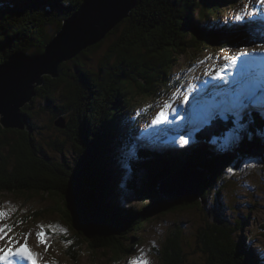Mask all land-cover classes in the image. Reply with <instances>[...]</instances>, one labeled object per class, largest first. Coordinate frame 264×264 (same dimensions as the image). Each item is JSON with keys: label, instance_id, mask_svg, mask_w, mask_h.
<instances>
[{"label": "trees", "instance_id": "1", "mask_svg": "<svg viewBox=\"0 0 264 264\" xmlns=\"http://www.w3.org/2000/svg\"><path fill=\"white\" fill-rule=\"evenodd\" d=\"M83 1L0 0V65L4 64L12 54L19 53L26 57L42 55L47 44L61 29L63 20L69 18L82 5ZM222 1L221 3L220 0H138V4L132 11L131 16L119 24L96 47L90 48L104 50L102 54L98 55L95 63L99 65L98 71L91 70L92 66L90 65L92 62L87 59L88 54L96 52L92 50L84 51L73 60L63 63L60 66V77L58 79L46 78L44 86L38 89V96L45 95L46 97L52 94L54 96L58 94L68 96V102L64 105L63 111L55 115L54 119L48 117L46 127L58 130L57 120L61 118L65 124L64 128H61L62 130L60 131L68 134L69 140L78 141L77 138L84 137V145H88L87 142H89L90 146L94 147L91 161L89 155H84L85 152L79 155L82 157L83 168L89 172H95L92 163L96 164L100 160L99 164L102 173L100 172L99 175L91 173L88 180H80L82 177L79 178L78 176L71 175L72 170H68L65 167V161H61L62 164L56 165L52 161V157L47 153V150L43 149L44 146H39L33 137L34 132L43 129V126L36 124V120L39 119V112L35 111L32 116V113L29 111H34V107H26L24 111L32 119V132L21 128L7 131L0 125V134H2L0 135V146L8 149L6 156L0 154V193L5 190L7 194H20L27 196L28 199L38 195L42 196V198H50L56 203L54 209L52 206H47L35 217L41 218L44 211H46L44 213L45 217H47V213H57L63 221L71 226L74 222L73 216L84 214L77 208H85L90 221L85 229V234L81 230L79 232L74 230V241L80 247L86 244L90 249L88 251L90 255L101 252L103 248L110 255L113 252L111 257H116L122 261L125 252L129 254L132 252V248L127 243L137 241L138 236L140 237L139 231L145 229L144 225L148 223V220H157L162 216L175 212L176 208L182 211L195 208L200 214L205 212L204 215L208 217L205 220L204 229H197V236L193 241L195 246L199 245L200 256L194 258L191 255L192 258H190L189 250L191 249V245L189 244L185 249L182 233L180 234L175 231L166 237L161 246L159 252V255L161 254L162 257L161 264H264V260L259 261L254 252L246 249L244 238L240 237L237 239L235 237L238 231L233 227L234 223L228 218L221 217V219L213 221L214 224H210V217L213 211L209 210V207L201 205V207L197 208L192 203L187 204L186 202L183 203L185 207H178L182 201L177 202V204H171L168 201L162 200L156 191L159 181L171 172L186 168H205V165L211 161H214L215 165L221 162L225 165L226 169L229 168V160L227 158H215L206 151H199L198 153L185 152V158H179L174 165L169 166L164 160L159 162L160 159L172 161L173 157H169L168 153L158 154L157 151H154L152 153L156 154L155 157H142L138 151L139 149L133 150L132 153L129 150H125L124 154L128 155L129 161L123 163H127L128 168L136 174L129 181L127 188L129 191L131 189L130 193L135 194V199L139 203L144 202V205L147 199H143V197L137 198L138 190H149L152 193H156L153 198L150 196L149 199L157 202L160 212L158 217L157 215L153 216L151 213L147 216V212L144 211L145 207L139 208L137 206L135 210H130L127 209L129 206L112 201L114 199L117 200L119 197L118 185L115 182V176L107 164L108 160L111 162V151L104 149H106L105 145L107 142L108 144L112 143L108 127H111V122L118 119L113 118L111 115V107L109 105H111V99L116 101L121 100L119 96L118 98L114 96L124 90L123 82L131 83L135 81L134 78L125 75L127 74L125 73V69L119 66L130 67L135 72L138 69H150L151 63L153 67L154 65H159L162 69L173 70L178 65L177 61L187 55L191 57L193 54L196 57H201L203 50L213 51L208 37H214V32L213 30H207L206 32L204 28L207 26L201 27L200 21L206 19V10H218L222 5L225 4L226 6L227 2L229 4L236 3L232 2L234 0ZM201 9H203L202 12H200ZM218 13H216L217 18ZM209 18L211 17L209 16ZM7 19L9 20L6 21ZM28 19L30 20L27 22ZM51 20H54L56 24L54 27L49 28V21ZM14 21L18 23L21 21L23 23L21 25L25 27L27 24V29H22L19 32L18 29L15 31L16 29L12 28L7 32V28H10L7 24ZM26 30L31 32L36 30L39 35L37 38L26 36ZM185 30H190V34L187 37ZM224 45L218 44L219 52L225 49ZM232 45L236 47L234 44ZM196 57H193V59ZM117 64L118 67L116 66ZM155 69L156 72L158 68ZM120 73H123L122 76L119 75ZM170 76H167L163 80L166 81ZM117 80L120 82H117ZM232 86L236 90H239L236 83L233 82ZM151 87L150 83L140 90L146 92ZM73 90H76L75 101L70 99V97L74 96L71 93ZM207 92L210 94L209 90L202 93L206 94ZM146 96L153 97V100L157 99L154 92H149ZM218 96L217 89L215 98ZM74 104H78L80 111L85 116L88 115L89 123L85 121L86 117L78 113ZM88 104L91 106H88ZM66 105L74 108V110L69 109L73 111V115L66 113ZM47 107L49 106L45 102V106L42 105V108H44L45 113L53 116L54 114L48 112L49 108ZM56 108L59 109L57 106ZM244 110L246 109L244 108ZM202 111L200 109V112ZM100 115H107L106 121L103 122L99 119ZM115 116L118 117V114H115ZM250 116L254 115L251 114ZM118 118L123 121L127 120L125 115ZM230 118L231 122L229 123L220 121V118L216 119L217 128L222 129L223 135L220 139L224 135L229 134L227 127L233 128V118L231 116ZM249 121L254 120L248 118L245 119V122H241L244 127L241 128L242 130L248 129ZM99 122L103 126H100ZM162 131L164 132L163 128ZM8 132H16L22 135L20 140H17V144H13L8 138ZM141 132L142 129H139V133ZM256 132L259 133L258 128H256ZM251 134L255 135V132ZM119 136L114 137V142L117 138H121ZM120 140L126 141L125 139ZM255 143L264 145V142L261 141ZM50 145L52 146L53 144L51 143ZM251 145L252 142L244 143L235 152L242 155V158L233 154L231 161L234 160L233 163L237 161L241 164L243 159L251 156L247 154L250 152ZM127 147L129 148V145ZM75 149L76 153H78V145H75ZM143 152L147 154L148 150L143 149ZM230 155L231 151L228 157ZM182 160H188L190 164L186 165ZM114 161L118 164L116 160ZM237 167L235 168L237 169ZM223 168H216V170L221 173ZM209 175L213 176L212 173H209ZM142 180L144 181L143 184L138 182H143ZM218 181V178L215 179L212 182L213 184L210 183L208 187L211 184L213 186ZM208 190L206 187L203 188V199L209 196L210 192ZM139 193L143 195L142 192ZM203 199H201V204ZM69 202L73 206L71 205L70 207ZM151 205H156V203L151 202ZM69 207L74 212H71ZM127 210H130L131 214L138 219L135 220V223L131 227L124 229L125 225L123 223L128 221L127 218H130L127 217ZM125 217L127 218L125 219ZM237 224L240 228L243 227L241 221L237 222ZM250 241L252 242V240ZM67 247L70 248L68 255L72 253L75 260L78 261L77 254L79 252L71 245Z\"/></svg>", "mask_w": 264, "mask_h": 264}, {"label": "rangeland", "instance_id": "2", "mask_svg": "<svg viewBox=\"0 0 264 264\" xmlns=\"http://www.w3.org/2000/svg\"><path fill=\"white\" fill-rule=\"evenodd\" d=\"M220 2L222 3L223 1L220 0ZM232 2H236V3L229 4V2H227L226 6L224 4L218 10H206L205 11V14H207L206 19L200 21L201 26H207L204 28L206 32L207 30H213L214 32L213 34L214 37H210V38L208 37L209 42H211L210 46L213 51L203 50L201 57H196L192 54L191 56L192 58L190 57V55H187L179 60L177 59L178 65L173 70L162 69L159 65H154L153 67L151 63H150L151 66L150 69H138L135 72L134 69L130 67L119 66L125 69V73H127L125 75L134 78L135 81L131 83H126V82L122 83L124 90L122 92H119L118 94H115L114 96L115 98H118L119 96V99L121 98L120 101L111 99L110 102L111 105H109L111 107L110 113L113 116V118L115 117L118 120L111 122V127H108V133L111 135V141H113L114 137H118L120 135V132L123 131L122 133L124 134V136H122L123 134H121L120 139L122 140L125 139L126 141L124 142L121 141L119 138H117V140L115 142H112L111 144H108L107 142L105 146L106 149L104 150H108L111 152L119 151L121 150L122 146H126L130 144L131 140L127 139V134H129L127 132V129L129 128V124L131 122L130 117L132 115H136L134 119L136 118L135 122L137 124L138 118L142 117L143 114L145 113L144 110L142 111L138 110V108L142 106H147L150 108L147 117L153 120L154 117L157 116V114L163 109L165 103H169L171 105V107L167 110L168 111L167 119L161 121V126L155 124V126H157V128L161 130L156 134L158 135L157 137H162L161 133L167 132L168 122L172 118L181 119V121L184 122L187 128L191 131L192 135H195V133L198 130H204V133H207L209 135L210 134L214 135V133L217 132L214 128H212L209 131L208 126L205 123H202V121L206 120V115L204 116L199 115V113L196 111L194 104L192 102H184V97L190 94L191 88L195 89L198 87L201 88L199 90H203L202 88L205 89L207 87V89L211 90V88L209 87L213 83H216L217 86L220 85L221 82L219 83L213 78L214 76L216 77V70H219L220 67H223V65L228 63L229 62L228 60L233 55H239V53L246 51V49L249 50L250 46H252V44L254 43L264 42V4H261V0H246V1L234 0ZM254 9H259L260 10L259 13H262V15L258 18V20H255L256 17H258V14L255 16V18H253L252 13ZM202 11L203 9H201L200 12ZM236 11H242V13L237 14ZM217 12H219L218 18L216 17ZM238 15H243L244 19L238 20L236 18ZM209 16L211 18H209ZM30 19H28L27 22ZM8 20L9 19H7L6 21ZM21 24H23L21 21L19 23L15 21L9 22L7 25L10 28H7V32L12 28H15L16 29L15 31H17L18 29L19 32L22 29H27L28 26L27 24L26 27L22 26ZM55 24L56 22H54V20L49 21V25H50L49 28L54 27ZM185 34L187 37L190 34V30H185ZM25 35L33 38H37L39 34L36 30H34L33 32L26 30ZM235 43H242L244 47L243 48L234 47L232 44ZM218 44H225L224 45L225 49L222 50H227V51L224 53H220L218 51ZM97 49L98 48L86 50V51H91V50L96 51L95 53L88 54L87 56V59L92 62L90 65L92 66L91 70L95 72L98 71L99 69V65L95 64L97 57L99 54H102L104 52L103 49L102 50L99 49L97 50ZM250 53H251V49H250ZM193 57L196 58L193 59ZM244 58L239 60L237 66H240L245 63L251 64L250 56L246 57L245 60ZM219 59L223 61H220ZM116 66L118 67V64ZM155 68H158L156 72H155L156 70ZM171 70L172 72L170 74ZM178 73H182V74L179 75ZM122 74L123 73H120L119 75L122 76ZM204 74L205 76H203ZM209 74L212 75L213 77L211 76L207 77ZM167 76H170L171 80L170 77L166 81L163 80L164 78H167ZM187 78H189L192 83L190 84L189 82L187 86H184L183 80L185 79L187 80ZM203 78L207 79L206 80L207 83L201 82ZM192 80H195V83H193ZM117 82L120 81L117 80ZM150 83L152 86L150 90L146 92H142L143 90H140L142 89V87H144L145 85H149ZM36 85L37 84L34 83L32 87ZM37 87L34 90V96L28 102H26L24 105L20 107V108L27 106L34 107L33 108L34 111L32 110L29 111L30 113H32L31 115L33 116L35 111H38L40 114L39 119L36 120V124H38L39 126H43V129L34 132L33 137L36 139L39 146H44L43 149L45 151L47 150V153L52 157V161L56 165L62 164L61 161H65L66 164L65 167L68 170L70 169L72 170L71 173L72 176H78L79 178L82 177L80 178V180H88L91 173L93 174L95 172L94 171L89 172L87 169L83 168L82 166L83 164L81 161L82 157H80L79 155H82L85 152L84 155L85 154L89 155V159L91 161L94 147L93 146L91 147L88 142H87L88 145L87 144L84 145L83 143L84 137L77 138L78 141L69 140L70 138L68 137V134L60 131L63 129L61 118L57 120L58 130L53 128L48 129L46 127L48 117L54 119L55 115L63 111L64 105L68 102L67 100L68 96L63 94H58L55 96L52 94L46 97L45 95L38 96V89H40L42 86L40 88ZM247 88H250V86H248ZM251 90L254 91L255 86H252ZM75 92L76 90L71 91V93H73L74 96L70 97V99L73 101L76 100ZM149 92H154L156 97H158L157 100H153V97L151 96H146V94H148ZM197 92H194V96H196ZM207 93L206 94L202 93V94L207 96L209 94ZM257 93H264V80L259 81V87L257 89ZM218 97H216L215 99L216 101L215 117L217 115H221L219 113L225 114L228 117V115L230 114L229 106H231L233 97L230 96L228 92L227 94L220 93ZM45 102L49 106L47 107L49 108L48 112L53 113L54 114L53 116L45 113L44 108H42V105L45 106ZM219 105L220 106L223 105V107H218ZM261 105L262 102L259 100L258 108H260V111L263 112ZM56 106L59 107V109H57ZM74 106L76 107V110L81 116L86 117L85 121L89 123L88 115L85 116V114H83L80 111L78 104H74ZM88 106L91 105L88 104ZM69 109L74 110V108L69 107V105H66V113L73 115V111ZM173 109L178 110V112L174 113ZM241 110H244V108L240 109V111ZM245 112L246 110L240 112V115L238 116L235 115L233 119L234 122L233 127L235 128L237 133L243 134L245 132L243 135H241L240 141H244L251 137H256L257 139V137L259 138L260 136L259 141L264 142V135L260 131L259 133H257L256 127L251 128L249 124L247 130L241 129L244 128L241 122H245V119L248 118L250 119V116H243ZM115 114H118V117L125 115L127 120L125 121H123L122 119L120 120L118 117L115 116ZM22 115H24L25 121L27 123L26 127L23 128V130H31L32 119L30 118L28 113H24ZM106 116L107 115H100L99 119H101L102 121H106L105 120ZM232 116H234V114H232ZM223 118H225V116ZM210 123L211 120L209 121V124ZM100 126H103V124L101 123ZM162 128L164 129V132L162 131ZM11 130H16V129H11ZM235 130L232 128L229 134L224 135L222 139H220L221 137L218 138V142H220L221 147H223L224 145H228V146L234 145L236 143V141L239 139V136L232 134L235 133ZM252 132H255V135L251 134ZM7 135L8 138L13 142V144H17L18 143L17 140H20V138L22 137L21 134L16 132H8ZM187 140L189 142L187 144H184L185 147L190 142L196 143L195 136L193 138L192 136H189ZM172 141L174 142V140ZM51 143L53 144L52 146L50 145ZM202 144L203 142L199 141L198 143L199 151H201L200 146ZM75 145H78L79 147L78 153H76ZM225 149H228V147H225ZM126 150L127 151L129 150V152L132 153L133 150H137V149H129L127 147ZM124 151L122 156H124ZM0 154L2 156H6L8 154V149L2 148L0 146ZM92 166L94 167L93 163ZM236 166H238L237 169L235 168ZM119 167L122 168L123 166L119 165ZM247 169L250 171L251 174V177L248 178V180L245 178L249 176V172L247 171ZM222 171L224 172V175L220 174L221 178L216 184H214V188L212 189L211 192H210V188H208L209 189L208 191L210 192L209 196L211 198L209 199V196H206V198L202 201V204L200 203L201 199H197L191 203L192 205H195V207L197 208L203 205L204 207H209V210L213 211L210 217V224H214L213 221L221 219V217L228 218L231 222H233L234 223L233 227L236 228V231H238L236 232L235 237L237 239L240 237L244 238L245 246H247L248 249L251 250V252H254L256 258L257 257L259 258V261H262L264 260V160L258 157L248 156V158L243 159V162L241 164L236 161L227 170L223 168ZM196 172L198 173L199 171ZM229 176L235 177L237 182L229 181ZM130 177H132V175ZM223 180H225V183L222 182ZM127 186L125 187V191L126 189L127 191H129ZM164 186L165 184L162 185V187ZM145 191L139 189L137 194L141 196L139 192H142L143 198L147 196H152L153 198L156 194L150 192L149 190H145ZM167 191L168 190H166L165 192ZM82 192L84 191L82 190ZM134 196L135 194H132L129 191V198L127 199V202L125 203L123 202V204H125L126 206H134L131 208L132 210H135L137 206L139 208L145 207L149 209L152 206L151 202L154 203L153 200H148L149 197H147V201L145 202L144 205V202L139 203ZM36 197H42V196L38 195ZM44 198L47 202L48 207L52 206V208L54 209L56 203L50 198H46V197ZM164 198L169 199V197H164ZM37 201H40V199H37ZM29 202H30V198L28 199L27 196L20 194L18 195L9 194V193L7 194L5 193L4 190L3 192L0 193V212H4L6 216H10L11 213L8 209H13L19 205H22L21 208H17L16 214L23 217L26 215L24 211L28 208ZM71 205L73 206V204L69 202L70 207ZM80 205L84 206L83 204ZM178 207H185V205L181 203L178 205ZM77 209L82 211V213H84L87 216V211L85 208L78 207ZM130 210H127L128 212L127 217L130 218L125 217V219L127 218L128 221L123 223V225H125V227H123L124 229L131 227L135 223V220L138 219L131 214L132 212ZM71 212L74 211L71 210ZM84 214H80V215L76 214L77 216H73L74 222L72 224L73 226L72 227L71 225L63 221L59 217V215H57V213L54 214L47 213V217L49 218L42 220L43 224L34 223L35 227L33 229H29L28 231H26V235L25 238L23 239V242L26 241V237H27V239L35 243L37 249L43 254L44 260L56 259L58 261V264H101L102 262H105L108 259H110L111 256L113 255V252L110 255L108 251H105L102 248L101 252L91 254L90 260H92L93 263L89 262L86 257H83L81 259V257L77 256L78 261H76L72 253L68 255V251L70 248L67 247L66 240L72 237L74 230L76 232H79L81 230L84 232V234L86 233L85 229L87 228V224L89 223L90 220ZM204 214L205 212H202V214H200L195 208H191L184 211L176 208L175 212L162 216L157 220L156 219H154V221L148 220V223L144 225L145 229L139 231L140 237L138 236L137 241H134L132 243L131 242L127 243V245L132 248L131 249L132 252L131 254H129L128 252H125L123 254L124 255L123 258H125L126 261L121 263L120 261H117L116 263H114V261H111V264H131L133 260H141V259L148 260L150 264H161L162 257L161 254L159 255L161 246L164 240L166 239V237L175 231L179 232L180 234L182 233L185 249L189 246V244L191 245V249L189 250L190 252L189 257L192 258L191 255H193L194 258H198L201 254L200 250L198 249L199 245L195 246L193 241L197 236V229L200 228L204 229L205 227L206 224L205 220L208 219V217H206ZM146 215L148 216L149 213H146ZM158 215L159 213H157V217ZM54 219L59 220L58 224H55L53 226H46V224H50V222H53ZM239 221H241L243 224V227L241 228L237 224V222ZM0 224L4 225V217L0 218ZM34 224L32 226H34ZM41 225H43L44 227L41 228L40 227ZM10 226H13V224L10 223ZM45 228L48 229V232L46 231ZM64 229L67 230L66 233L63 231ZM11 230L13 233H16V228L14 226L11 228ZM41 231H44L46 233L47 243H40L37 237V233ZM250 240H252V242ZM84 245L79 247V249H76V251H78L80 254L85 256L87 251H89V247L86 245V248H83ZM24 260L28 262V260L26 259ZM186 261H187V256H186ZM54 264H57V262H55Z\"/></svg>", "mask_w": 264, "mask_h": 264}, {"label": "water", "instance_id": "3", "mask_svg": "<svg viewBox=\"0 0 264 264\" xmlns=\"http://www.w3.org/2000/svg\"><path fill=\"white\" fill-rule=\"evenodd\" d=\"M137 4L138 0H84L73 15L64 19L61 29L47 44L42 55L26 57L17 53L0 65V123L3 127L25 128L27 123L20 107L34 96L36 87L44 86L46 78L58 79L63 63L97 46L131 16ZM34 83L37 85L32 87ZM175 173V179L173 173L163 182L165 186L158 188L161 199L173 204L181 201L189 204L202 198V188L206 184L201 174L190 171ZM154 203L156 205L146 209V212L156 216L160 209L157 202Z\"/></svg>", "mask_w": 264, "mask_h": 264}, {"label": "snow or ice", "instance_id": "4", "mask_svg": "<svg viewBox=\"0 0 264 264\" xmlns=\"http://www.w3.org/2000/svg\"><path fill=\"white\" fill-rule=\"evenodd\" d=\"M261 4H264V0H261ZM260 10L259 9H254L252 15L253 18L257 14H259ZM238 20H243L244 16L243 15H238L236 17ZM264 47V45H262ZM254 55V53H249V52H241L239 55H234L230 57L229 62L223 65L219 70H216V78L218 79H223V74L225 70L234 68L237 65V62L241 60L244 57H248ZM252 93L248 94L247 99H251ZM184 102H187V96L184 97ZM171 107L169 103H165L163 109L157 114V116L153 119L152 123L158 124L161 121H164L167 119L168 115V109ZM233 107L236 109H242L247 107V104L245 103V98L237 97L233 101ZM189 141L187 139L181 138L180 143L181 144H187ZM6 214L4 212H0V218L4 217ZM13 226L10 225H2L0 224V241L7 240V246L5 247H0V264H15L14 257L15 258H22L30 261V264H38L37 262V257L38 253L33 252L25 243L24 245H19L17 241H15L14 237H9L8 232L11 231V228ZM41 228L44 226L41 225ZM66 233V229L63 230ZM37 237L40 241V243H47V238H46V233L44 231L38 232ZM131 264H150V262L146 259H141V260H133Z\"/></svg>", "mask_w": 264, "mask_h": 264}, {"label": "bare ground", "instance_id": "5", "mask_svg": "<svg viewBox=\"0 0 264 264\" xmlns=\"http://www.w3.org/2000/svg\"><path fill=\"white\" fill-rule=\"evenodd\" d=\"M246 1V0H245ZM73 14H74V12H73ZM72 14V15H73ZM250 29H252V28H250ZM246 52H249V50H247L246 49ZM40 56V55H39ZM244 60H245V58H244ZM229 61V60H228ZM237 64H238V62H237ZM236 69V66L234 67V68H231L230 69V71H234ZM203 76H205V74L203 75ZM209 76H211V77H213L212 75H208L207 77H209ZM206 77V78H207ZM210 77V78H211ZM206 78H203V80L201 81L202 83H205L206 82ZM209 78V79H210ZM220 80L221 79H218V80H216L217 82H219L220 83ZM207 83V82H206ZM217 86V84L216 83H213L209 88H211V89H214L215 87ZM254 88V87H253ZM199 89H201V88H195V89H193V88H191V91H190V94L188 95V96H194V92H197L196 93V95L197 94H199L201 91L202 92H205V91H208L209 89H207V87L204 89V88H202L203 90H199ZM251 90V89H250ZM252 91V90H251ZM252 93H254V91H252ZM220 107H223V105L222 106H220ZM178 109V108H177ZM173 112L174 113H177L178 112V110H174L173 109ZM260 113H262L261 111H260ZM219 114H221V115H217L215 118L217 119V118H220V121H222V122H224V123H226V122H231V118H230V116H231V114H229L228 115V117L225 115V114H222V113H219ZM225 116V120H222V117H224ZM251 117V116H250ZM92 118V117H91ZM0 120H1V115H0ZM90 121V120H89ZM217 121V120H216ZM104 122V121H103ZM138 122V121H137ZM138 124V123H137ZM0 125L2 126V128H4L5 129V127H3V125L0 123ZM156 125H159V126H161V122L160 123H158V124H156ZM210 125H211V123H210ZM97 135V134H96ZM163 138H164V136H163ZM95 139V138H94ZM102 139V138H101ZM170 139H171V137H170ZM96 140V139H95ZM196 140H197V138H196ZM173 141H171V143H172ZM97 143V142H96ZM102 143V142H101ZM170 143V144H171ZM92 144V143H91ZM158 144H160V143H158ZM96 145V144H95ZM104 145V144H103ZM161 145H164V144H161ZM106 146V145H105ZM259 148V149H258ZM251 149H252V151H250L249 153H247L248 155H251V156H254V157H258V158H261V159H263L264 160V145H260L259 143H255L254 145H253V147H251ZM104 151V150H103ZM93 153V152H92ZM96 153V152H95ZM159 154V153H158ZM161 154H163V153H161ZM91 158V157H90ZM103 158V157H102ZM104 159V158H103ZM99 161L100 160H98L97 162H96V164H94V168H95V175H99L100 174V172H101V168H100V164H99ZM103 161V160H102ZM109 161V160H108ZM97 167H99V168H97ZM190 172H194V171H190ZM102 173V172H101ZM194 174V173H193ZM209 174V173H208ZM196 175H198V174H196ZM210 176V175H209ZM174 177H176V173H174ZM211 177V176H210ZM143 181V180H142ZM256 181V180H255ZM138 182H140V183H144V182H141V181H138ZM194 184V177H193V179H192V185ZM243 184V183H242ZM244 185V184H243ZM205 187V186H204ZM203 187V188H204ZM203 188H202V190H203ZM172 200H174V198L172 197ZM169 203H171V204H173L172 202H169ZM243 239V238H242ZM244 240V239H243Z\"/></svg>", "mask_w": 264, "mask_h": 264}]
</instances>
